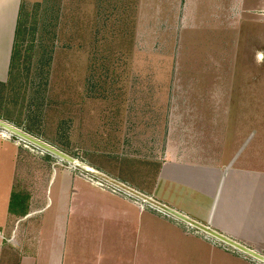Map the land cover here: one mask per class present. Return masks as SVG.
Returning a JSON list of instances; mask_svg holds the SVG:
<instances>
[{
  "label": "rangeland",
  "instance_id": "374dc122",
  "mask_svg": "<svg viewBox=\"0 0 264 264\" xmlns=\"http://www.w3.org/2000/svg\"><path fill=\"white\" fill-rule=\"evenodd\" d=\"M97 3L41 0L37 6L23 8L22 34L14 47L8 87L0 90L1 120L82 162L110 169L118 159L114 150L107 156L100 152L101 128L103 133L114 125L124 133L149 128L157 138L153 146L157 157L162 125L169 122L173 140L182 130L185 139L193 142L202 111L205 116L213 111L217 121L226 123L223 115L229 106L235 125L241 126L236 119L248 107L250 128H264V16L245 23L236 14L230 24H211L203 21L215 17L202 18L193 6L184 10L182 0L178 4L153 0L154 5L146 0H102V11ZM207 12L211 14V9ZM98 17L104 23L101 29ZM48 58L43 85L39 75ZM227 73L233 89L215 84L218 75ZM249 73L247 97L241 87ZM202 82L209 87H202ZM211 94L225 95L230 101L201 106V100ZM42 100L44 104L37 106ZM2 143L10 154L14 152L18 167L22 165L16 175L32 188L17 191L21 198L41 201L40 183L47 175V164L58 177H80L99 189L126 195L0 129ZM123 149L120 145L116 151Z\"/></svg>",
  "mask_w": 264,
  "mask_h": 264
},
{
  "label": "crops",
  "instance_id": "0c3cea01",
  "mask_svg": "<svg viewBox=\"0 0 264 264\" xmlns=\"http://www.w3.org/2000/svg\"><path fill=\"white\" fill-rule=\"evenodd\" d=\"M182 1L184 10L193 6L200 17H215L203 21L211 24H230L236 14L245 23L264 16V0ZM40 3L0 0V84L9 79L18 20ZM97 4L102 11V0ZM102 22L98 17L99 29ZM227 76L218 75L215 84L233 89ZM249 76L241 87L247 97ZM205 83L201 86L209 87ZM218 100L230 101L211 94L201 106ZM230 108L225 106L226 123L217 121V113L202 111L193 142L182 130L173 140L166 122L158 157L149 128L127 133L115 125L108 133L101 128L100 152L107 156L114 150L118 160L111 169L86 164L264 256V128H250L248 107L236 119L241 126L235 125ZM120 145L124 149L117 152ZM8 148L0 144V264H263L127 194L99 189L80 177H58L55 166L51 174L49 164L40 183L41 201L21 198L17 191L32 188L16 175L22 165Z\"/></svg>",
  "mask_w": 264,
  "mask_h": 264
},
{
  "label": "water",
  "instance_id": "95a60500",
  "mask_svg": "<svg viewBox=\"0 0 264 264\" xmlns=\"http://www.w3.org/2000/svg\"><path fill=\"white\" fill-rule=\"evenodd\" d=\"M0 129L8 132L11 136L20 139L21 141L27 142L29 144H31L32 146L42 150L43 152H46L47 154H49L50 156L56 157L62 161H65L66 163H68L69 165H71L74 168L80 169L83 172L91 175L92 177L103 181L105 183H107L108 185L128 194L129 196L151 206L154 207L155 209L166 213L176 219H179L181 221H183L184 223L190 225L191 227L201 231L202 233L218 240L219 242L243 253L248 255L249 257L261 262L264 264V256L259 254L258 252L240 244L239 242L230 239L228 237H226L225 235L211 229L209 226L207 225H203L191 218H189L188 216L160 203L159 201L153 199L150 196H147L131 187H129L128 185L102 173L101 171L87 165L86 163L78 160L77 158H74L62 151H60L59 149L53 147L52 145L36 138L33 137L32 135L16 128L15 126L3 121L0 119Z\"/></svg>",
  "mask_w": 264,
  "mask_h": 264
},
{
  "label": "trees",
  "instance_id": "16d2710c",
  "mask_svg": "<svg viewBox=\"0 0 264 264\" xmlns=\"http://www.w3.org/2000/svg\"><path fill=\"white\" fill-rule=\"evenodd\" d=\"M39 5V4H38ZM23 26V23H22V17L20 16V19L18 20V26H17V29H16V36H15V44H14V47L16 45V41L19 39L20 35L22 34V30H21V27ZM50 55V54H49ZM13 58H14V50H13V54H12V58H11V65H10V70H9V77L11 76V70H12V62H13ZM50 58H48V60H46L44 63H43V70L44 72L42 71L41 74L39 75L40 76V82L43 84V85H46V80H47V71H48V68H49V63H50ZM46 70V72H45ZM45 79V80H43ZM11 81V80H10ZM12 82V81H11ZM42 85V86H43ZM40 86V85H39ZM93 88H96L95 86L97 85H92ZM8 87L7 84H0V90L3 89H6ZM44 103H43V100L38 103L37 106H42ZM27 133H30V132H27ZM99 168V167H98Z\"/></svg>",
  "mask_w": 264,
  "mask_h": 264
},
{
  "label": "built area",
  "instance_id": "2783aa9c",
  "mask_svg": "<svg viewBox=\"0 0 264 264\" xmlns=\"http://www.w3.org/2000/svg\"><path fill=\"white\" fill-rule=\"evenodd\" d=\"M101 182H103V181H101ZM103 183H105V182H103ZM105 184H107V183H105ZM108 185V184H107ZM110 186V185H109ZM112 187V186H111ZM114 188V187H113ZM116 189V188H115ZM118 190V189H117ZM118 191H120V190H118ZM122 192V191H121Z\"/></svg>",
  "mask_w": 264,
  "mask_h": 264
},
{
  "label": "bare ground",
  "instance_id": "6f19581e",
  "mask_svg": "<svg viewBox=\"0 0 264 264\" xmlns=\"http://www.w3.org/2000/svg\"><path fill=\"white\" fill-rule=\"evenodd\" d=\"M2 130V129H1ZM2 131H4V130H2ZM6 134H9L8 132H6V131H4ZM10 135V134H9Z\"/></svg>",
  "mask_w": 264,
  "mask_h": 264
}]
</instances>
